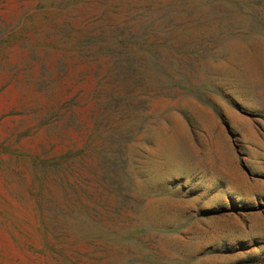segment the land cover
Here are the masks:
<instances>
[{"label":"rangeland","instance_id":"rangeland-1","mask_svg":"<svg viewBox=\"0 0 264 264\" xmlns=\"http://www.w3.org/2000/svg\"><path fill=\"white\" fill-rule=\"evenodd\" d=\"M0 264H264V0H0Z\"/></svg>","mask_w":264,"mask_h":264}]
</instances>
